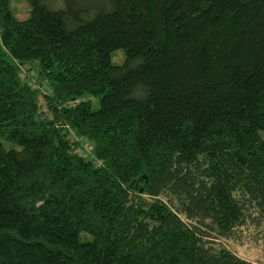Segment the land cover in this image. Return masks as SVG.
Masks as SVG:
<instances>
[{"label": "trees", "instance_id": "16d2710c", "mask_svg": "<svg viewBox=\"0 0 264 264\" xmlns=\"http://www.w3.org/2000/svg\"><path fill=\"white\" fill-rule=\"evenodd\" d=\"M11 1L0 264H257L220 240L264 221V0Z\"/></svg>", "mask_w": 264, "mask_h": 264}, {"label": "rangeland", "instance_id": "374dc122", "mask_svg": "<svg viewBox=\"0 0 264 264\" xmlns=\"http://www.w3.org/2000/svg\"><path fill=\"white\" fill-rule=\"evenodd\" d=\"M94 1L86 0L87 3H93ZM10 9L18 19H26L29 16L30 6L26 0H12L10 2ZM111 58L113 63L121 64L124 61L123 51L121 49L115 50ZM24 68L21 76L26 77L32 85L41 91L47 92L49 88L48 84L39 77L36 67L33 65L31 70H24ZM40 102L43 108H45L42 99ZM94 102V106H96L97 99ZM260 133L264 137V130L260 131ZM0 143L6 149L19 148L17 144L7 141L2 137H0ZM84 146L83 148L87 147V145ZM220 241L237 256L257 264H264V221L259 223L249 222L238 230L235 238L221 239Z\"/></svg>", "mask_w": 264, "mask_h": 264}]
</instances>
